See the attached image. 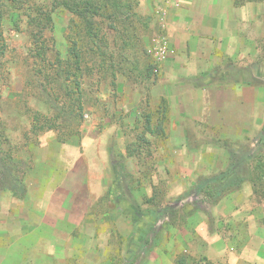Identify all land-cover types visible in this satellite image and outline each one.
<instances>
[{"label":"rangeland","instance_id":"374dc122","mask_svg":"<svg viewBox=\"0 0 264 264\" xmlns=\"http://www.w3.org/2000/svg\"><path fill=\"white\" fill-rule=\"evenodd\" d=\"M26 2H34L52 11L54 28L47 36L55 52L67 60L73 15L62 7L53 9L51 0ZM2 25L8 47L5 55L0 57V189L8 184L18 195L3 194L0 216L5 227L25 223L30 235L9 237L0 250V264H141L147 254L154 258L156 249L153 246L163 242L158 233L143 237L141 246L132 242L136 236L135 227L147 219L142 215V206L145 205L146 211L150 208L165 210L164 217L171 222V192L164 178L171 176L172 170L163 167V163L171 159L175 161V154L167 152L169 140L166 136L167 132L173 133L175 124L166 114L168 103L160 101L157 104L151 94L152 82L158 77L154 69L158 65L150 50L161 34L154 35L156 30L150 29L148 20H138L135 23L137 36L123 42L118 32L106 30L103 26L104 32L109 31L106 65L100 70L96 57H93L84 66L81 88L85 112L84 122L78 129L76 111L69 106L73 102L72 96L69 97L61 85L54 82L50 86L62 93L61 102L56 103L54 97L43 91L47 73L39 70L44 64L31 55L32 28L26 16L23 12H9ZM52 53L49 55L53 56ZM137 98H142V102L127 106V100ZM36 113L43 118L35 120ZM55 118L60 124L59 129H47V121ZM149 125L152 131H149ZM256 125L255 136L231 137L221 136V133L231 134L232 123L229 125L223 121L222 126L209 128V124L200 127L198 123L186 120L189 143L205 152L194 154L191 151L180 156L183 161L203 160L211 164L203 169L205 174L194 186L197 194L201 190V195L207 196L204 198L207 204L199 210L211 209L216 202L243 189L246 182L236 189L223 186V182H231L228 176L234 174L241 180L254 179L256 207L260 212L264 210V126L261 122ZM105 132H111L107 154L102 143L98 142ZM244 133H247L246 127ZM71 140L74 141L72 144ZM214 163H220V167H215ZM223 174L225 178L220 179ZM67 176L70 181L63 194L75 192L76 197L68 203L69 208L61 220L62 232H45L44 227L39 228L41 221L36 216L5 217L1 213L14 204L15 197L25 196L24 186L27 185L32 202L38 204L37 195H43L41 189L51 192L56 183ZM120 178H123V185L119 184ZM136 178L139 184H136ZM144 178L157 182V185L143 183ZM112 183L116 187H112L110 196L108 188ZM94 184L96 192L91 191ZM151 189L152 198H149ZM22 201L20 206L27 212L32 202ZM32 207L39 213L40 207ZM58 211L59 204L51 212L54 219ZM175 211L178 212V208ZM73 225L78 228L73 230ZM86 225L96 227L93 239L88 237ZM119 226L132 228V234H120ZM55 237L63 245L64 256L56 259L53 255L51 259L42 260L45 251L51 253L50 248H44L45 244L55 242ZM144 239L150 248L142 247ZM193 251L195 255L199 254L198 250ZM180 255H187L200 264H216V260L206 257L199 258L185 252Z\"/></svg>","mask_w":264,"mask_h":264},{"label":"crops","instance_id":"0c3cea01","mask_svg":"<svg viewBox=\"0 0 264 264\" xmlns=\"http://www.w3.org/2000/svg\"><path fill=\"white\" fill-rule=\"evenodd\" d=\"M136 2L137 13L148 19L150 29L156 30L154 35L161 34L157 44H153L154 48L160 40L167 42L164 59L157 57L154 48L150 50L158 65L154 69L158 77L152 82L151 94L157 104L163 99L167 101L169 121L175 124L173 133H166L169 140L167 152L175 154V161L171 159L163 163V167L172 170V175L164 178L171 192V222L165 219V210L150 208L146 211L145 205L142 206V215H146L147 219L135 227L136 236L132 244L141 246L143 237L157 233L163 242L153 246L156 249L154 258L147 254L141 264H175L183 252L195 255L193 250H198L196 257L216 260V264H264V210L260 212L256 207L255 182L248 180L242 190L216 202L211 209L199 210L207 204L204 199L207 196L203 197L201 190L197 194L194 186L205 174L203 169L211 164L203 160L183 161L180 156L191 151L194 154L205 152L189 143L186 120L198 123L200 127L209 124V128L212 125L222 126L223 121L229 125L232 123L231 134L221 133V136L231 137L255 136L256 124L261 122L264 126V0ZM139 102L142 98L129 99L127 106ZM245 127L247 133H244ZM109 133L105 132L104 139L102 136L98 140L106 154L109 152ZM73 142L71 140L70 143ZM213 165L220 167V163ZM119 180V184L123 185V178ZM69 181V176L61 179L51 192L41 189L40 194L43 192V195H37L38 204L32 202L33 197L22 181L25 196L15 197L14 204L1 213L5 217L36 216L41 221L39 228L44 227L45 232H62L61 220L69 208L68 203L76 197L75 192L63 194ZM141 181L152 183L153 187L157 185V182L146 178ZM136 184H139L137 178ZM113 186L110 184L108 188L110 196ZM91 187V191L96 192L95 184ZM6 192L17 194L2 187L0 201H3ZM120 192L118 195L122 196ZM152 193L151 189L149 198H152ZM133 198L138 202L136 196ZM22 200L32 202L27 212L20 206ZM57 204L59 211L54 219L51 212L57 209ZM32 205L35 209L40 207L39 213L33 211ZM1 219L0 216V250L9 237L30 235L25 223L5 227ZM160 221L164 222L162 226ZM72 228L78 227L73 225ZM119 228L120 234H132V228ZM85 229L88 237L93 239L96 227L86 225ZM144 246L151 247L145 243ZM44 248H50L51 253L45 251L42 260L51 259L53 255L56 259L64 256L63 245L57 237L55 242L46 243ZM160 248L165 252H160ZM91 249L95 250L93 243Z\"/></svg>","mask_w":264,"mask_h":264},{"label":"trees","instance_id":"16d2710c","mask_svg":"<svg viewBox=\"0 0 264 264\" xmlns=\"http://www.w3.org/2000/svg\"><path fill=\"white\" fill-rule=\"evenodd\" d=\"M51 1L53 9L62 7L73 15L70 28L71 37L69 41V58L63 60L59 53L55 52L54 45H50L51 39L48 38L47 33L53 31L54 28L52 11H49L44 6L37 5L34 2H26V0H0V57L5 55V51L8 47L2 25L6 14L9 12H23L27 18L29 26L31 25L32 28V32L30 33L33 46L30 50L31 55L33 58H37L44 64L42 68L38 69L41 70V72L46 70L47 73L45 75L46 81L43 82L45 86L43 91L47 93L49 97H54L53 101L56 103L61 102L62 93L56 88H51L50 86L52 85L51 83L54 82L55 84H60L69 97L72 96L73 102L71 105L69 104V106L76 111L74 112V116L76 117L75 120L78 122L77 128L79 129L84 122L85 112V104L83 103L81 88L83 83L82 78L84 75V66L86 65V62L89 61V59H93V57H96L98 62L97 66L100 70L106 65L108 56L106 49L108 48L109 31L104 32L103 26H106V30L115 33L118 32L123 42H125L129 39H134L137 36L138 26H135V23L138 20L146 22L148 19L141 17L137 13V2L134 0ZM120 25L122 28H120ZM125 44L128 46L127 42ZM85 51L86 54H84ZM50 53H52L53 56L49 55ZM87 57L90 58L87 60ZM163 101L167 102L165 99H163L162 102ZM66 103L67 102L65 101L64 104ZM40 117L43 118L40 113H36L34 119L38 120ZM165 118H167V116ZM47 123V129L50 130H58L60 127L56 118L54 120H48ZM148 127L149 131H152L150 130V125ZM160 128L161 126L158 127V129ZM225 176L226 175L223 174L220 179H224ZM228 177L231 182L228 184L223 182L225 189L240 188L246 181H254L251 177L246 180H241L240 176H236V174ZM3 188L5 190L11 189L8 184H5ZM175 264L200 263L193 262V260L187 255H180Z\"/></svg>","mask_w":264,"mask_h":264},{"label":"built area","instance_id":"2783aa9c","mask_svg":"<svg viewBox=\"0 0 264 264\" xmlns=\"http://www.w3.org/2000/svg\"><path fill=\"white\" fill-rule=\"evenodd\" d=\"M156 53H157V57L159 59H164L165 58V54L168 50V46H167V42L166 40H160L158 42V45L156 46V48H154Z\"/></svg>","mask_w":264,"mask_h":264}]
</instances>
